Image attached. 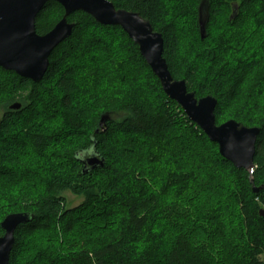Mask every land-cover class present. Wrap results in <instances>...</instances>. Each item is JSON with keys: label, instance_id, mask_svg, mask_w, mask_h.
<instances>
[{"label": "trees", "instance_id": "16d2710c", "mask_svg": "<svg viewBox=\"0 0 264 264\" xmlns=\"http://www.w3.org/2000/svg\"><path fill=\"white\" fill-rule=\"evenodd\" d=\"M109 1L162 34L172 78L215 97L217 124L260 128L256 170L219 154L121 27L73 12L41 80L0 67V222L33 215L9 264H264V190L253 191L264 180V0H203L204 38L202 0ZM63 13L48 1L37 33ZM103 113L112 119L96 132ZM91 150L103 165L83 173ZM63 190L83 201L67 208Z\"/></svg>", "mask_w": 264, "mask_h": 264}, {"label": "water", "instance_id": "95a60500", "mask_svg": "<svg viewBox=\"0 0 264 264\" xmlns=\"http://www.w3.org/2000/svg\"><path fill=\"white\" fill-rule=\"evenodd\" d=\"M48 1L59 3L64 13L60 20L45 34H38L35 19ZM76 11L90 15L103 25H117L138 46L151 71L164 93L177 103L187 118L198 126L208 139L217 144L219 154L233 164L250 173L254 169L256 140L260 128L245 126L234 119L220 124L215 121L216 99L212 95L196 98L193 91H188L185 80L172 78L166 60L163 57L164 40L162 34L155 31L151 22L138 12L116 8L109 0H0V67L15 72L24 79L37 83L49 66L52 51L70 37L74 26L67 17ZM208 20L207 4L203 0L199 5V32L205 37ZM10 109L17 110L20 103H13ZM112 119L110 113L100 116L99 132L105 123ZM104 159L91 150L83 163V173L97 166H102ZM253 179L251 183L253 184ZM264 190V180L260 186H253V191ZM264 217V207L259 210ZM0 222L3 234L0 235V264H9L10 251L14 245V231L19 224L32 220L27 212L10 213Z\"/></svg>", "mask_w": 264, "mask_h": 264}, {"label": "rangeland", "instance_id": "374dc122", "mask_svg": "<svg viewBox=\"0 0 264 264\" xmlns=\"http://www.w3.org/2000/svg\"><path fill=\"white\" fill-rule=\"evenodd\" d=\"M96 35H99V34H96ZM13 103H19V102H13ZM13 103H11V104H13ZM10 104V105H11ZM2 115V109L0 108V116ZM208 152V151H207ZM210 153V152H209ZM26 165L25 164H22V165H20L19 166V168H26L25 167ZM255 169V168H254ZM253 169V170H254ZM256 170V169H255ZM198 178H199V181L201 180L202 182H204V181H207V184L209 185H211V186H213L212 185V182L210 181V180H206V179H204V178H202V177H200V176H198ZM61 196H63L64 198H65V201H66V207L67 208H73V207H76V206H78L82 201H83V196H78V195H75V194H73L72 192H70V190H63L62 192H61ZM262 207H264V206H262Z\"/></svg>", "mask_w": 264, "mask_h": 264}]
</instances>
